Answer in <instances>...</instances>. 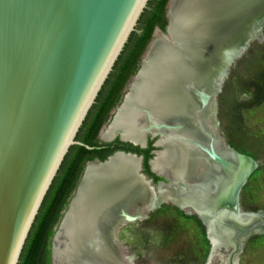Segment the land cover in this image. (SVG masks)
Listing matches in <instances>:
<instances>
[{"label":"bare ground","instance_id":"obj_1","mask_svg":"<svg viewBox=\"0 0 264 264\" xmlns=\"http://www.w3.org/2000/svg\"><path fill=\"white\" fill-rule=\"evenodd\" d=\"M263 14L264 0H171L167 36L151 41L100 136L121 133L140 143L143 133L158 134L161 150L151 167L176 189L153 192L131 156L118 153L100 165L87 164L54 237L53 264H131L122 253L127 223L139 219V209L165 201L197 210L207 224L211 257L224 259L222 248L233 250L219 239L210 215L218 205L233 206L236 186L253 162L222 146L214 110L225 66L255 16ZM172 38L178 40L173 47ZM247 218L253 232L264 230L263 212Z\"/></svg>","mask_w":264,"mask_h":264},{"label":"water","instance_id":"obj_2","mask_svg":"<svg viewBox=\"0 0 264 264\" xmlns=\"http://www.w3.org/2000/svg\"><path fill=\"white\" fill-rule=\"evenodd\" d=\"M148 1L0 0V264H18L44 197L69 148L83 145L75 137ZM170 3L171 0L166 10V35L163 36H167ZM263 20L264 14L255 16L235 56L224 68L222 83L229 66L253 39L261 36ZM151 41L133 78L141 69ZM176 41L172 38L169 45L176 46ZM214 111L216 120V105ZM114 113L106 125L111 123ZM214 129L222 146L238 154L223 142L217 120ZM149 136L157 137V144L159 135L148 132L143 133L140 143L124 139L121 133L101 140L111 142L118 138L133 147L144 148ZM118 153L138 160L137 174L153 192L176 189L167 175L152 169L151 162L155 156L149 160L150 168L165 180L156 185L141 173L142 158L133 152L116 150L105 159L90 161L86 165H100ZM241 156L250 159L253 165L236 186L233 206L227 209L222 204L218 205L210 215L223 245L234 247L233 250L222 248L225 264H234L235 259L237 262L244 242L251 234H256L247 218L252 213L243 211L239 205V193L257 164L250 157ZM83 171L62 212L63 216L54 227L50 241L51 264L54 237L78 190ZM176 206L186 214L198 217L209 240L207 224L197 210L193 206ZM223 213L227 218H220ZM236 245L238 249L235 252ZM211 249L210 245L204 264L211 257Z\"/></svg>","mask_w":264,"mask_h":264},{"label":"rangeland","instance_id":"obj_3","mask_svg":"<svg viewBox=\"0 0 264 264\" xmlns=\"http://www.w3.org/2000/svg\"><path fill=\"white\" fill-rule=\"evenodd\" d=\"M260 33L229 66L216 99L223 142L257 164L239 193L240 207L251 213H264V20ZM163 35L165 30L155 31L151 40ZM126 227L122 253L131 264H204L209 254L210 243L198 217L171 201L139 209V219ZM253 233L234 264H264V231ZM209 264L225 263L213 255Z\"/></svg>","mask_w":264,"mask_h":264},{"label":"trees","instance_id":"obj_4","mask_svg":"<svg viewBox=\"0 0 264 264\" xmlns=\"http://www.w3.org/2000/svg\"><path fill=\"white\" fill-rule=\"evenodd\" d=\"M166 2L167 0L148 1L146 8L139 17L135 30L130 34L128 41L116 62H128L133 54L135 56L134 61L137 62L144 52L147 43L151 40L153 27L157 25L161 31L165 30L167 21L164 17V7ZM106 82L107 80L98 93L95 103L90 108L75 137V140L81 142L83 145L71 146L65 155L28 233L18 264H50V239L53 235L52 227L53 224L58 222L61 214L57 212L52 218H49V208L51 207L52 199L58 191L62 190L64 182L70 172H72L76 156L82 152H87L84 146H95V136L101 124L107 119V115H104L97 124L94 122L100 102L104 96ZM105 145L108 144L106 143ZM136 149L141 152L137 147ZM111 153L112 151L100 155L98 160L105 159ZM144 164L147 167L146 160L144 161ZM80 171L81 169H78V172L73 176L71 185L64 191L62 199L63 204H66L65 199L76 186L77 176Z\"/></svg>","mask_w":264,"mask_h":264},{"label":"flooded vegetation","instance_id":"obj_5","mask_svg":"<svg viewBox=\"0 0 264 264\" xmlns=\"http://www.w3.org/2000/svg\"><path fill=\"white\" fill-rule=\"evenodd\" d=\"M168 2H169V0H167L165 7H164L165 8L164 9L165 19H166V10H167V6H168ZM156 30H160L157 25H155L153 27L151 35H153V33ZM148 43H147V45H148ZM143 53H142V55H143ZM142 55L140 56V58L137 62L134 61V57H135L134 54L132 55L130 61H128V62H115L114 66H113V68H112V70H111V72L107 78V82L105 84V90H104L105 92L103 94L104 96L100 102L99 108H98L97 113H96L97 116H96L94 122L97 124L99 122V120L104 115H107V119L99 127V130L95 136V140H96L95 146L91 147L90 150L86 149L87 152H82L81 154H78L76 156V159H75V161L73 163V167H72L73 170H72V172H70L66 181L64 182L62 190L58 191L57 194L52 199L51 207L49 208V214H48L49 218H52L57 212L59 214H62L64 209L67 207L68 199L70 198V196H71V194H72V192L76 186L73 188V190L71 191L69 196L65 199L66 204L62 203L64 191L66 189H68V187L71 185V183L73 181V176L75 175V173L78 172V169H81V171L78 173L77 183H78V180H79L81 173H82L84 167L86 166L87 162L96 161V160H98V157L100 155L109 153L110 151H112V153H113L116 150H123L126 152L136 153L138 156H140L142 158L141 170H140L141 173L144 174L147 179L151 180L152 184L156 185L159 181L165 182L164 178L157 175L155 172H153L150 168V165H149V160L152 159L154 156H156V154L159 152V150H161V148L156 144L157 137H150L149 136L147 139V144L144 148H140V147L136 146L138 149L141 150V152H139V150H137L136 147H133L131 144L121 142L120 140H118V138H115L111 142H103L99 137V133H100L101 129L106 125L107 120L111 117L112 113L115 112L116 108L118 107V105L122 101L125 93L128 91L131 80H132L133 76L135 75L136 71L138 70L139 62H140ZM106 143L108 145H105ZM145 160L147 163V167L144 164ZM77 183H76V185H77ZM159 205H160V203L157 205V207ZM157 207H155V208H157ZM180 210H182V209H180ZM57 223L53 224V227H52L53 233H54V227L56 226ZM204 229H205V227H204ZM262 232H260V233H262ZM205 234H206V230H205ZM206 238H207V236H206ZM50 241H51V239H50ZM237 249L238 248H235V252L237 251ZM241 249H242V247H241ZM235 252H233V253H235ZM231 258H232V256H231Z\"/></svg>","mask_w":264,"mask_h":264}]
</instances>
